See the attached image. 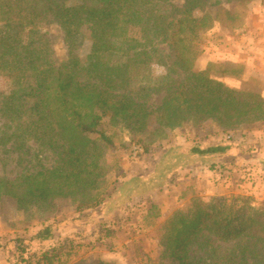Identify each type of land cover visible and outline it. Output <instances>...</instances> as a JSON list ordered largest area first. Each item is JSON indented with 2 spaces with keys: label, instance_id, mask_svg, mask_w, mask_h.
Listing matches in <instances>:
<instances>
[{
  "label": "trees",
  "instance_id": "1",
  "mask_svg": "<svg viewBox=\"0 0 264 264\" xmlns=\"http://www.w3.org/2000/svg\"><path fill=\"white\" fill-rule=\"evenodd\" d=\"M171 1L0 0V75L19 88L0 100V145L21 150L34 144L54 157L50 169L13 181L0 178V202L12 198L18 207L44 214L52 203L67 200L76 219L100 215L108 202V211L119 208L118 197L140 182L124 179L109 190L107 152L115 143L106 127L144 129L151 117L164 130L211 122L231 131L264 122L259 94L238 92L213 78L211 68L194 66L200 35L218 17L209 11L197 14L207 0H185L181 9ZM49 17L66 38L78 26L88 27L91 49L85 63L76 57L53 62L49 41L39 31ZM161 45L168 47L167 56ZM156 67L164 74L156 76ZM154 95H163L156 107L149 105ZM233 144L232 138L196 144L189 153L207 161L227 159ZM150 151L146 147L143 153ZM217 168L210 164L211 170ZM183 199L185 205L147 236L160 249L149 263L264 264V203L256 208L239 195ZM104 220L98 233L109 237L114 231ZM52 239L46 226L30 241ZM11 242L19 253L13 264H115L101 258L88 263L71 241L34 252L27 251L22 238Z\"/></svg>",
  "mask_w": 264,
  "mask_h": 264
},
{
  "label": "rangeland",
  "instance_id": "2",
  "mask_svg": "<svg viewBox=\"0 0 264 264\" xmlns=\"http://www.w3.org/2000/svg\"><path fill=\"white\" fill-rule=\"evenodd\" d=\"M184 2L172 0L171 5L181 9ZM205 11L218 17L200 35V53L194 66L201 70L211 68V76L230 88L257 93L264 99V0H207L197 14ZM39 31L48 39L56 65L71 57L86 62L91 49L86 25L78 26L71 38H66L59 24L49 17ZM133 34L140 32L136 30ZM159 50L164 56L169 54L166 45L159 46ZM148 60L153 62L151 56ZM164 72L162 67L155 68L156 76ZM18 92L13 80L0 75V100ZM162 97L154 95L149 105L158 106ZM106 132L115 143L107 152L111 165L106 177L109 190L116 189L124 179L138 177L139 184L126 190L124 197H118L119 208L108 211L106 206L111 204L108 202L100 215L92 213L79 219L67 200L52 203L40 214L36 208L18 207L12 198L3 199L0 202V264L18 260L19 253L11 242L15 238H22L29 252L71 241L75 251L88 263L101 258L115 264H152L149 260L157 259L160 249L147 236L185 205L184 196L209 199L239 195L250 198L256 208L264 203V122L231 131L211 122L197 126L186 123L175 130H164L151 117L144 129L120 125L106 127ZM227 138L234 142L227 159L207 161L189 153L193 145H216ZM146 147L151 150L148 154L143 153ZM211 163L218 168L211 170ZM53 165L54 157L48 152L41 153L34 144L21 150L11 143L0 145V178L13 181ZM145 187L155 189L145 194ZM104 219L109 221L106 226L114 231L109 237L98 233L102 227L99 223ZM46 226L52 228L54 239L43 243L30 241ZM230 246L231 243L224 245Z\"/></svg>",
  "mask_w": 264,
  "mask_h": 264
}]
</instances>
